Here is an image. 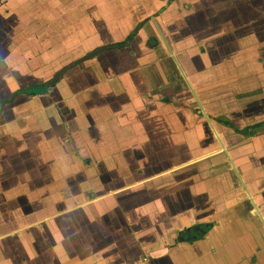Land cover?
Wrapping results in <instances>:
<instances>
[{
  "label": "crops",
  "instance_id": "0c3cea01",
  "mask_svg": "<svg viewBox=\"0 0 264 264\" xmlns=\"http://www.w3.org/2000/svg\"><path fill=\"white\" fill-rule=\"evenodd\" d=\"M263 129L264 0H0V264H264Z\"/></svg>",
  "mask_w": 264,
  "mask_h": 264
},
{
  "label": "rangeland",
  "instance_id": "374dc122",
  "mask_svg": "<svg viewBox=\"0 0 264 264\" xmlns=\"http://www.w3.org/2000/svg\"><path fill=\"white\" fill-rule=\"evenodd\" d=\"M45 12V10H43V7H42V9H41V16H42V14ZM41 24H43V25H45L43 22H42V20H41ZM49 23H47L46 25H48ZM41 44H43V43H41ZM101 48H103V50H108L109 48H112V47H109V46H107V45H104V44H102V47ZM80 54V53H79ZM94 56H96V54H94L93 56H90V57H88L86 60H88V59H90V58H92V57H94ZM79 58V57H78ZM85 60V61H86ZM85 61H83V62H85ZM80 64H82V61H81V63ZM77 67V66H76ZM262 132H264V129L263 130H259V132L258 133H262Z\"/></svg>",
  "mask_w": 264,
  "mask_h": 264
},
{
  "label": "flooded vegetation",
  "instance_id": "af4514ba",
  "mask_svg": "<svg viewBox=\"0 0 264 264\" xmlns=\"http://www.w3.org/2000/svg\"><path fill=\"white\" fill-rule=\"evenodd\" d=\"M98 48H100V49H98L96 53H100V52L104 51L103 48H101V46L98 47ZM90 54H91V53H89L88 55H90ZM85 60H86V59H85ZM85 60H80V61H82V63H83V61H85ZM80 63H81V62L76 63V66H80V65H81ZM61 76H63V73L58 74V77H59V78H60Z\"/></svg>",
  "mask_w": 264,
  "mask_h": 264
},
{
  "label": "water",
  "instance_id": "95a60500",
  "mask_svg": "<svg viewBox=\"0 0 264 264\" xmlns=\"http://www.w3.org/2000/svg\"><path fill=\"white\" fill-rule=\"evenodd\" d=\"M79 62H81V61H79ZM79 62H77V63H79Z\"/></svg>",
  "mask_w": 264,
  "mask_h": 264
}]
</instances>
